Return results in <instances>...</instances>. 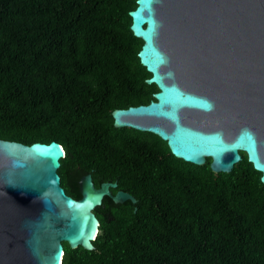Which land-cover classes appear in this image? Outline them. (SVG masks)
Here are the masks:
<instances>
[{
    "label": "trees",
    "instance_id": "trees-1",
    "mask_svg": "<svg viewBox=\"0 0 264 264\" xmlns=\"http://www.w3.org/2000/svg\"><path fill=\"white\" fill-rule=\"evenodd\" d=\"M136 0H0V139L61 144L68 195L90 173L104 197L93 249L61 264H264V183L246 153L230 172L175 157L156 134L116 128L115 108L157 91L130 29Z\"/></svg>",
    "mask_w": 264,
    "mask_h": 264
},
{
    "label": "water",
    "instance_id": "water-1",
    "mask_svg": "<svg viewBox=\"0 0 264 264\" xmlns=\"http://www.w3.org/2000/svg\"><path fill=\"white\" fill-rule=\"evenodd\" d=\"M130 29L157 91L146 104L115 108L116 128L147 131L170 152L214 172H230L245 152L264 183V0H136ZM61 144L0 139V264H61L63 242L93 249L105 196L136 198L79 181L61 186Z\"/></svg>",
    "mask_w": 264,
    "mask_h": 264
},
{
    "label": "flooded vegetation",
    "instance_id": "flooded-vegetation-1",
    "mask_svg": "<svg viewBox=\"0 0 264 264\" xmlns=\"http://www.w3.org/2000/svg\"><path fill=\"white\" fill-rule=\"evenodd\" d=\"M78 187H79V185H78ZM115 188H116V187H115ZM78 189H79V188H78ZM113 189H114V188H111V192H112V193H115L117 190H116L115 192H113ZM118 190H119V189H118ZM120 190H121V189H120ZM105 197H108V196H105ZM103 199H104V198H103ZM102 203H103V202H102ZM102 203H101V204H102Z\"/></svg>",
    "mask_w": 264,
    "mask_h": 264
}]
</instances>
